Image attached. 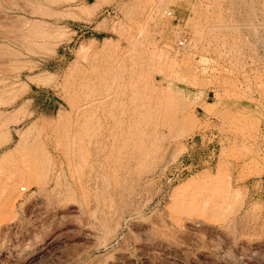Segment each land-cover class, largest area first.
Masks as SVG:
<instances>
[{"label":"rangeland","instance_id":"1","mask_svg":"<svg viewBox=\"0 0 264 264\" xmlns=\"http://www.w3.org/2000/svg\"><path fill=\"white\" fill-rule=\"evenodd\" d=\"M16 1L0 264H264V0Z\"/></svg>","mask_w":264,"mask_h":264},{"label":"bare ground","instance_id":"2","mask_svg":"<svg viewBox=\"0 0 264 264\" xmlns=\"http://www.w3.org/2000/svg\"><path fill=\"white\" fill-rule=\"evenodd\" d=\"M4 1H5V0H4ZM15 1H16V0H15ZM17 1H18V0H17ZM17 1H16V3H17ZM19 1H20V0H19ZM10 2H11V1H10ZM26 2H27V1H26ZM45 2L47 3V1H45ZM51 3H52V2H51ZM5 4H8V3H5ZM14 4H15V3H14ZM19 4H21V2H19ZM29 4L31 5V3H29ZM24 5H25V4H24ZM17 6H18V4H17ZM31 6H32V5H31ZM40 6H41V5H40ZM0 7H1V6H0ZM20 7H21V6H20ZM22 7H23V6H22ZM18 8H19V7H18ZM0 9H1V8H0ZM22 9H23V8H22ZM36 9H37V8H36ZM26 10H28V9H26ZM32 10H33V9H32ZM38 10H39V9H38ZM41 10H42V9H41ZM91 10H92V9H91ZM24 11H25V9H24ZM36 11H37V10H36ZM39 11H40V10H39ZM44 11H45V10H44ZM92 11H93V10H92ZM26 12H28V11H26ZM40 12H41V11H40ZM42 12H43V11H42ZM30 13L32 14V11H31ZM43 13H44V12H43ZM44 14L46 15V13H44ZM44 14H43V15H44ZM39 15H40V14H39ZM39 15H38V16H39ZM2 16H3V15H2ZM8 17H9V16H8ZM18 17H19V16H18ZM2 18H3V17H2ZM2 18H1V19H2ZM11 18H13V17H11ZM21 20H22V19H21ZM26 21H27V20H26ZM11 22H12V21H11ZM21 22H22V21H21ZM33 22H34V21H33ZM3 23H4V22H3ZM22 23H23V22H22ZM36 23H37V22H35V24H36ZM18 24L20 25V22H19ZM2 25H3V24H2ZM4 25H5V24H4ZM4 25H3V26H4ZM16 25H17V24H16ZM5 26H6V25H5ZM17 26H18V25H17ZM20 26H21V25H20ZM30 26H32V25H30ZM30 26H29V27H30ZM12 27H14V26H12ZM23 27H24V26H23ZM20 28H22V27H20ZM8 31H9V30H8ZM25 31H26V30H25ZM13 32H14V31H13ZM20 32H21V31H20ZM28 32H29V31H28ZM10 33H11V32H10ZM15 33L17 34L18 32H15ZM22 34H23V33H22ZM18 35H19V34H18ZM24 35H25V34H23V36H24ZM28 35H29V34H28ZM7 36H8V35H7ZM10 36H11V34H10ZM12 36H13V35H12ZM12 36H11V37H12ZM13 37H15V36H13ZM15 38H16V37H15ZM25 38H26V37H25ZM22 43H23V42H22ZM25 43H26V42H25ZM20 44H21V43H20ZM22 45H23V44H22ZM22 45H21V46H22ZM143 95H144V94H143ZM144 100H145V99H144ZM130 128H131V127H130ZM127 130H128V129H127ZM109 131H110V130H109ZM112 134H113V133H112ZM131 134H132V133H131ZM128 135H129V134H128ZM129 136H130V135H129ZM131 136H132V135H131ZM122 142L125 143L123 140H122ZM123 143H122V144H123ZM138 150H139V149H138ZM117 151H118V150H117ZM117 151H116V152H117ZM109 155H110V154H109ZM120 156H121V155H120ZM112 167H113V166H112ZM132 181H133V180H132ZM132 187H134V186H132ZM104 196H105V195H104ZM133 200H134V199H133ZM132 204H133V203H132ZM115 206H119V205H115ZM119 210H120V209H119ZM130 210H131V209H130ZM118 215H119V214H117V216H118ZM118 217H119V216H118ZM118 217H117V218H118ZM118 221H119V220H118ZM108 222H109V221H108ZM98 226H99V225H98ZM110 226H111V225H110Z\"/></svg>","mask_w":264,"mask_h":264},{"label":"built area","instance_id":"3","mask_svg":"<svg viewBox=\"0 0 264 264\" xmlns=\"http://www.w3.org/2000/svg\"><path fill=\"white\" fill-rule=\"evenodd\" d=\"M179 45H180V46L182 45V41L179 42ZM22 190H24V189H22Z\"/></svg>","mask_w":264,"mask_h":264}]
</instances>
